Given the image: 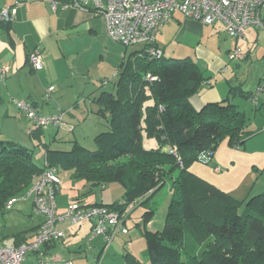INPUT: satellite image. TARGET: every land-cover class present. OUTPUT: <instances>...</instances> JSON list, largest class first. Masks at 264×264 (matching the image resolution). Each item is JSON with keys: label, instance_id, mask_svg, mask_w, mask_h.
<instances>
[{"label": "trees", "instance_id": "obj_1", "mask_svg": "<svg viewBox=\"0 0 264 264\" xmlns=\"http://www.w3.org/2000/svg\"><path fill=\"white\" fill-rule=\"evenodd\" d=\"M132 59L122 66L115 92L103 91L97 99L107 131L95 137V150L77 142L70 151L44 144L40 166L34 162L33 149L0 141V214L9 211L11 200L22 199L47 168L58 175L70 172L75 182L101 190L120 183L122 201L102 205L120 212L134 203V208L148 204L152 195L168 186L172 196L163 229H147L155 207L146 208L141 217L149 264H264V192L244 201L242 214L244 202L190 169L201 154L214 159L224 138L236 148L249 140L253 134L245 129V116L229 98L199 110L192 106L191 98L210 82L192 59L150 58L147 46ZM27 62L31 67L29 55ZM229 92L233 97L243 95L240 87ZM44 132L36 128L30 137L42 141ZM145 138L158 146L147 149ZM170 148L178 154H171ZM26 233L14 236L16 247L27 241ZM125 259L127 264H144L130 254Z\"/></svg>", "mask_w": 264, "mask_h": 264}, {"label": "crops", "instance_id": "obj_2", "mask_svg": "<svg viewBox=\"0 0 264 264\" xmlns=\"http://www.w3.org/2000/svg\"><path fill=\"white\" fill-rule=\"evenodd\" d=\"M17 3L22 4L20 6H16ZM14 7H16V15L12 23H10V27L7 29L5 24L4 28H0V66L9 68L8 73L6 74V79L12 72L11 68L13 67V64H17L18 62V67L28 68V73L34 75L32 77L34 78L36 84H41L42 80H46L49 85L51 82L63 83L65 79L70 76L69 69H65L61 79L57 78V76L54 77V80L51 79L48 62L49 56L47 55L50 54L51 51V48L49 47H52L54 44L59 45L61 43H65L67 41L71 44L73 39H76L77 37L80 38L81 36H87L91 39H100L103 42L100 54L101 60L106 59L105 56L108 53L113 54L112 49L114 48L113 46L116 45L108 40V33L105 32V28L107 31V25L105 23L106 20L104 17V19L100 18V15H96L91 10L83 11L74 7L63 9L61 6H59L57 10H54L50 3L41 0H0V9ZM262 17L264 21V11ZM224 29V25L220 23H216L212 26H206L201 22L187 19L180 13H175L159 32L156 46L162 51L163 57L165 58L192 59L198 65V68L203 72L204 77L208 79V81L210 80L208 84H203L198 93L190 100L192 106H194L196 110H199L202 106L208 103H223V101L229 98L232 104L238 106L239 111L243 114V116H245V118H264V27L261 29H247L244 32V36L239 39H233L231 37L230 39L226 38V30ZM20 48L22 49V54L18 55ZM118 48V56L116 60L121 62L118 71L114 73L116 74L115 83H117L120 77V71L124 63L126 64L128 61L133 60L132 58L140 56L143 46L140 47L139 50L135 49L132 51L129 56L127 55V50H124L123 52L121 48H119V50ZM35 49L40 50L43 57L44 68L41 71H33L27 62L28 55H30V53ZM235 50H239L241 52L243 59L233 61L230 58V54H233ZM73 54H75L76 57L78 56V53ZM71 56V54H68L66 57L71 58ZM66 57L57 56L56 60L58 63L65 66ZM107 58L114 61L112 60L113 58L110 59L109 56H107ZM73 63H75L74 60ZM23 73L24 72L20 71L13 74L14 77H12L13 79H15L16 76L20 78ZM105 78H107V76ZM234 87H240L243 91V95L237 97L230 95L229 91H231ZM259 89L261 90L257 97V101L254 102L249 100V95H253ZM115 90L116 84L115 89L112 92H115ZM32 94L33 92L29 91L27 98L22 99L32 103L39 112L42 104H40V102L36 100ZM3 96L4 93L1 91L0 104L3 103ZM97 99L98 98L95 100L96 103ZM77 106L80 108L79 102H77L74 107ZM241 106H245L247 109L251 106L252 113L248 115L247 111L241 109ZM64 110L66 109L60 107L56 110V112L51 114L42 113V111L40 112L43 115H57L63 113L64 126L61 129H56L57 134L54 135L55 141L63 140L60 135L63 131L73 133L75 130V126H73L74 123L71 124L66 120L67 113ZM9 114L10 111L7 109L5 117H10L11 115ZM69 114L71 117L75 118V115H72L71 113ZM96 115L106 121L104 117L98 115L97 109ZM29 129H31L30 125H28V130ZM260 130L263 132L264 127ZM261 131H259V133ZM217 165L219 166V164ZM254 165H256L255 167H257V171H259L261 167H263L262 169L264 171V162L259 164L260 166L257 165V163ZM59 175H61V172ZM65 175L69 181H71L70 185L73 193L71 197H74L73 200L80 202L82 206L92 207L98 205H112L114 203L116 204V202L122 201V199L115 201V199L106 196L105 194L107 192L103 194L101 193L100 196H95L93 191L98 188L97 186H93L89 183L86 184L83 181L78 183L75 182L72 180L70 172H65ZM255 177H257L256 183H254L251 190L249 189L247 196L244 199L245 201L252 196L264 192V172L262 175H255ZM63 184L62 189L56 196L57 207L60 210L66 208L68 204H70L65 199V195H63ZM212 184L219 187L215 183ZM222 191L225 190L222 189ZM225 192L230 194V191ZM89 193H93V195H91L92 197L89 196L90 198L87 197ZM32 207L34 211V202H32ZM58 209H56L58 214L64 213H61ZM133 215L134 213H130L129 218H132ZM142 215L143 213L141 214L138 212L137 217L141 219ZM129 218L126 221V226L128 221H130ZM40 222H42V218L38 216V222L31 227L29 231L19 232L23 234L27 232V241L25 243L33 240V237L40 226ZM152 223L147 226L148 231H151ZM57 229L63 232L64 238L56 243L41 247L40 253L43 257L50 261H70L73 264L99 263V257L101 256L104 242L100 237H93L91 234V223L85 222L81 224L79 223V225H71L68 222H63L57 224ZM15 235H13L12 240H10L11 244L7 246H15ZM133 235L134 238L136 235L135 233ZM127 236L132 238L130 234L123 235L125 239ZM126 242H129V245L128 247H124L122 250V257H124V261L126 262L125 256L128 254L139 259L140 256L138 255L140 254L136 250L133 239L130 241L126 240ZM39 257V254H29L27 256L26 264H38L40 262ZM118 258L119 257H116L111 253L109 255L106 253L105 257H103L102 264H105L107 259L108 264H116Z\"/></svg>", "mask_w": 264, "mask_h": 264}, {"label": "rangeland", "instance_id": "obj_3", "mask_svg": "<svg viewBox=\"0 0 264 264\" xmlns=\"http://www.w3.org/2000/svg\"><path fill=\"white\" fill-rule=\"evenodd\" d=\"M100 18H103V16ZM105 32H107L106 28ZM107 36L108 40L116 46H113V54H105L106 59L104 60H101L100 57L103 44L100 39H91L87 36H81L80 38L77 37L73 39L71 44L67 41L49 47L51 51L50 54L47 55L49 56L48 62L51 79L54 80L55 76L61 79L65 69H69L70 76L67 77L63 83L51 82L49 85L46 80H42L43 84H36L32 77L34 75L28 73V68L18 67V62L17 64H13L10 76L7 79L6 77L3 79L0 77V92L2 91V93H4L2 97L4 99L3 103L0 104V141L13 140L33 149L34 162L40 166L43 165V160H45L46 149L44 144L49 145L51 149L70 151L71 147H73V142L77 141L82 147L95 150V137L107 131V122L96 115L98 104L95 100L103 91L112 92L115 89L114 83L116 82V74L114 73L118 71L121 62L116 60L118 56L117 48H121L123 52L127 50V55L129 56L132 51L135 49L139 50L140 47H142L140 45L123 47V45L121 46V44L113 41L108 34ZM225 36L230 39L226 32ZM21 50L20 48L18 55L22 54ZM73 53H78V56L76 57ZM68 54L72 55L71 58L66 57ZM57 56L66 57L65 66L57 62ZM107 56H109L110 59L113 58L112 60L114 61L109 60ZM73 60L75 63H73ZM20 71L24 72L21 77L19 78L16 76V78L13 79V74ZM106 76L107 78H105ZM50 89H52V92L49 95L47 92ZM29 91H32L33 97L42 104L39 112L42 111V113L51 114L56 112L60 107L66 109L64 110L67 113L66 120L71 124L74 123V132L63 131L60 133L63 140L55 141L54 135L57 134V128L50 127L44 132V135H42V141L31 138L27 130L28 125L32 128V122L27 117L19 114L16 106L11 103V100L14 98H27ZM77 102H79L80 108L78 106L74 107ZM241 107L242 110L247 111L248 115L252 113L251 106H249L248 109L245 108V106ZM7 109L10 111V117H5ZM69 113L75 115V118L71 117ZM263 127L264 118H245V129L253 134V136H250L249 140H245V143L241 145L240 148L230 146L228 138H224L220 141L217 150L213 153V165L219 164V167L223 170L220 174L214 171L212 165L200 161H196L190 166L191 171L199 176L200 179L215 183L225 191H230V194L238 199V201L241 200V202H244L249 189L251 190L254 183H256L257 177H255V175L259 176L264 172L262 169L263 167H261V171L259 169V171H257V167L254 165L256 163L259 165L264 162V131L262 132L260 130ZM259 131L261 132L259 133ZM143 145H145L147 149L156 148L158 146L154 139L148 138L144 139ZM60 177L62 178V183H64L63 195H65V199L68 203L76 202V200H73L74 197H71L73 195L70 185L71 181H69L63 171ZM105 188L106 189L102 191L98 187L93 193L95 196H100L101 193L107 192L105 195L115 199V201L122 199L124 189L120 183H111L106 185ZM93 193H89L87 197L93 195ZM156 194L157 195H154V197L152 195L148 204L136 206V208L130 212L132 214L134 213V215L132 218L128 217L130 221L127 223V228L132 238L127 236L125 239L123 235L120 234L119 238L117 237L116 240L110 244L107 254L109 255L111 253L119 257L116 264H127L124 261V257H122V250L129 245V242H126V240L130 241L131 239L135 242L136 250L140 254L138 255L140 256L139 259H141L143 263L149 264L147 245L145 244L146 240L144 239L145 237H143L144 234L142 231L143 219L137 216L138 212L141 214L144 213L146 207H155L156 214L153 218L151 231L156 232V230L163 229L165 222L164 217H166L167 214V204L170 203L172 193H170L169 187L166 186ZM32 202V198L19 199V201L14 204L13 208L6 214H0V247L10 245V240H12L13 235L22 231H29L31 227L38 222V215L33 211ZM68 206L58 210H60L61 213L65 212ZM245 210L246 203L240 208V213L243 214ZM134 233L136 236L133 238ZM105 264H108V259Z\"/></svg>", "mask_w": 264, "mask_h": 264}, {"label": "built area", "instance_id": "obj_4", "mask_svg": "<svg viewBox=\"0 0 264 264\" xmlns=\"http://www.w3.org/2000/svg\"><path fill=\"white\" fill-rule=\"evenodd\" d=\"M52 5L54 10L59 6L63 9L78 8L83 11L91 10L96 15L103 16L106 20L109 37L123 45L147 46L150 58H160L162 51L156 46L157 36L175 13L182 14L185 18L201 22L206 26L222 23L226 33L233 39L244 36L247 29H261L264 27L263 11L264 0H41ZM22 3H17L20 6ZM16 15V7L0 9V22L10 24ZM232 60L243 59L241 52L235 50L230 54ZM30 65L34 71L44 68L41 51L33 50L29 55ZM8 73V68L0 66V77L3 79ZM152 79V78H151ZM257 90L252 97L256 102L260 93ZM52 89L47 94L50 95ZM20 114L27 117L33 124L27 132L30 135L34 129L47 130L50 127L61 129L64 126L63 113L57 115H42L27 100L14 98L11 100ZM63 123V124H62ZM169 152L175 156L176 148ZM199 161L212 164L211 155L201 154ZM217 174L223 172L219 166H214ZM62 180L56 170L45 169L38 175L32 188L22 198H32L35 213L42 218L40 226L31 242L16 246L0 247V264H26L29 254H39L38 264H73L72 262H58L47 260L43 257L41 247L56 243L64 238L63 232L57 229L58 223L68 222L71 225L89 222L92 224L93 237L103 239L104 247L99 257L102 264L110 244L122 235L130 234L126 221L135 203L128 206L124 212L108 208L107 206H82L72 202L67 210L58 214L56 196L62 189ZM11 200L7 210H11L16 203Z\"/></svg>", "mask_w": 264, "mask_h": 264}, {"label": "water", "instance_id": "obj_5", "mask_svg": "<svg viewBox=\"0 0 264 264\" xmlns=\"http://www.w3.org/2000/svg\"><path fill=\"white\" fill-rule=\"evenodd\" d=\"M5 24L3 22H0V28H4Z\"/></svg>", "mask_w": 264, "mask_h": 264}]
</instances>
